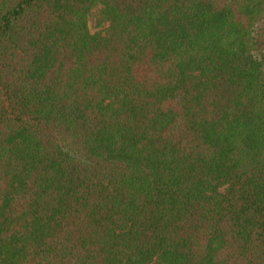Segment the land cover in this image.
Wrapping results in <instances>:
<instances>
[{
	"label": "trees",
	"instance_id": "trees-1",
	"mask_svg": "<svg viewBox=\"0 0 264 264\" xmlns=\"http://www.w3.org/2000/svg\"><path fill=\"white\" fill-rule=\"evenodd\" d=\"M0 264H264V0H0Z\"/></svg>",
	"mask_w": 264,
	"mask_h": 264
},
{
	"label": "rangeland",
	"instance_id": "rangeland-1",
	"mask_svg": "<svg viewBox=\"0 0 264 264\" xmlns=\"http://www.w3.org/2000/svg\"><path fill=\"white\" fill-rule=\"evenodd\" d=\"M97 8H94L90 17V29L92 32H96L102 29L96 24L95 16H96Z\"/></svg>",
	"mask_w": 264,
	"mask_h": 264
}]
</instances>
